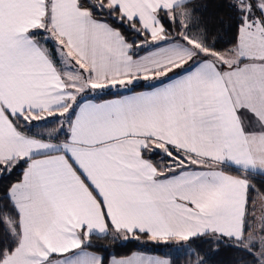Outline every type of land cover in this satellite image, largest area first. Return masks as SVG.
<instances>
[{
    "label": "snow or ice",
    "instance_id": "6c2138e0",
    "mask_svg": "<svg viewBox=\"0 0 264 264\" xmlns=\"http://www.w3.org/2000/svg\"><path fill=\"white\" fill-rule=\"evenodd\" d=\"M225 6L0 0V264H264V0Z\"/></svg>",
    "mask_w": 264,
    "mask_h": 264
},
{
    "label": "trees",
    "instance_id": "16d2710c",
    "mask_svg": "<svg viewBox=\"0 0 264 264\" xmlns=\"http://www.w3.org/2000/svg\"><path fill=\"white\" fill-rule=\"evenodd\" d=\"M192 6L196 9L197 13L202 15L204 18L212 20L213 24L216 23V17L231 23L230 9L225 6V0H192ZM232 35H226L224 42L220 43L218 47H225L228 40H231ZM111 98V97H107ZM14 177L13 179H18ZM107 243V242H105ZM143 251L144 253L153 254L164 257L166 253H170L173 257H176L174 264H185L182 258V253L178 252L174 247L170 248L163 244H148L146 246L139 244L138 242H126L119 245H110L107 253H102L106 257L114 255L117 258L127 257L134 252ZM232 259V253L230 251H224L219 256L213 258L214 264H229Z\"/></svg>",
    "mask_w": 264,
    "mask_h": 264
},
{
    "label": "crops",
    "instance_id": "0c3cea01",
    "mask_svg": "<svg viewBox=\"0 0 264 264\" xmlns=\"http://www.w3.org/2000/svg\"><path fill=\"white\" fill-rule=\"evenodd\" d=\"M145 254H148V253H145ZM148 255H153V254H148ZM153 256H157V255H153ZM157 257H161V256H157ZM161 258H163V257H161Z\"/></svg>",
    "mask_w": 264,
    "mask_h": 264
}]
</instances>
